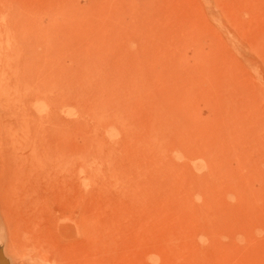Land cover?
<instances>
[{"label": "rangeland", "instance_id": "374dc122", "mask_svg": "<svg viewBox=\"0 0 264 264\" xmlns=\"http://www.w3.org/2000/svg\"><path fill=\"white\" fill-rule=\"evenodd\" d=\"M0 189L8 264H264V0H0Z\"/></svg>", "mask_w": 264, "mask_h": 264}, {"label": "bare ground", "instance_id": "6f19581e", "mask_svg": "<svg viewBox=\"0 0 264 264\" xmlns=\"http://www.w3.org/2000/svg\"><path fill=\"white\" fill-rule=\"evenodd\" d=\"M150 144H151V143H150ZM150 144H149V145H150ZM151 145H152V144H151ZM156 145H157V144H156ZM160 146H161V145H160ZM150 148H151V147H150ZM150 150H151V149H150ZM155 151H156V150H155ZM158 160H159V159H158ZM175 173H176V172H175ZM171 175H172V174H171ZM198 177H199V176H198ZM199 181H200V180H199ZM199 181H198V182H199ZM229 185H230V183H229ZM190 186H191V185H190ZM81 189H82V188H81ZM0 190H1V189H0ZM182 190H184V188H183ZM77 191H79V190H77ZM196 192H197V191H196ZM233 192H234V191H233ZM233 192H232V193H233ZM182 193H184V192H182ZM199 193H200V192H199ZM200 194H201V193H200ZM188 196H189V195H188ZM79 197L81 198V196H79ZM79 197H77L76 200H75V198H74V200H73L74 203H73V204H75V203L77 204L76 201H77V199H78ZM225 197H226V196H225ZM6 199H7V198H6ZM59 199H60V198H59ZM82 199H83V198H82ZM182 199H186V198H182ZM182 199H181V200H182ZM187 199H188V198H187ZM198 199H199V198H198ZM9 200H10V199H9ZM9 200H8V201H9ZM19 200H20V199H19ZM65 200H66V199H65ZM80 200H81V199H80ZM181 200L179 199L178 201H181ZM14 201H15V200H14ZM71 201H72V199H71ZM6 202H7V200H6ZM9 202H10V201H9ZM9 202H7V203H9ZM59 202H61V201H59ZM63 202H64V201H63ZM68 202H69V201H68ZM68 202H67V203H68ZM78 202H82V201H78ZM41 203H42V202H41ZM64 203H65V202H64ZM64 203H63L61 206H63V205H67L66 203H65V204H64ZM183 203H184V202H183ZM4 204H5V203H4ZM16 204H17V203H16ZM196 204H197V203H196ZM6 205H7V204H6ZM38 205H39V204H38ZM69 205H70V203H69ZM7 206H8V205H7ZM32 206H33V205H32ZM181 206H182V205H181ZM193 206L195 207V205H193ZM193 206H192V207H193ZM198 206H199V205H198ZM5 207H6V206H5ZM15 207H16V206H15ZM33 207H34V206H33ZM43 207H44V206H43ZM45 207H46V206H45ZM63 207H64V206H63ZM65 207H66V206H65ZM69 207H70V206H69ZM74 207H75V205H74ZM77 207H78V206H77ZM34 208H35V207H34ZM34 208H33V209H34ZM70 208H71V207H70ZM198 208H199V207H198ZM18 209H19V207H18ZM195 209H196V208H195ZM199 209H201V208H199ZM199 209H196V210H199ZM0 210H2V209H0ZM19 210H20V209H19ZM19 210H18V211H19ZM43 210H44V209H43ZM179 210H180V208H179ZM189 210H190V209H189ZM7 211H9V209H8ZM18 211H16V212H18ZM21 211H22V210H21ZM82 211H83V210H82ZM177 211H178V210H177ZM186 211H187V208H186ZM2 212H3V211H2ZM32 213H33V212H32ZM37 213H38V212H37ZM71 213H72V211H71ZM87 213H88V212H87ZM89 213H90V212H89ZM91 213H92V212H91ZM198 213H200V212H198ZM5 214H6V213H5ZM75 214H76V213H75ZM194 214H195V213H194ZM1 215H2V213H1ZM12 215H13V214H12ZM28 215H29V214H28ZM38 215H39V214H38ZM45 215H46V213H45ZM83 215H84V213L81 214L82 217H83ZM88 215H89V214H88ZM188 215H189V214H188ZM55 216H56V215H55ZM92 216H93V215H92ZM189 216H190V215H189ZM31 217H32V216H31ZM38 217H39V216H38ZM90 217H91V216H90ZM191 217H192V216H191ZM5 218H6V217H5ZM40 218H41V217H40ZM84 218H85V215H84ZM195 218H196V217H195ZM7 219H8V218H6V220H7ZM33 219H34V218L29 219L28 221L30 222V221L33 220ZM38 219H39V218H38ZM76 219H77V218H76ZM80 219H82V221H85V222H86V220H83V218H80ZM85 219H86V218H85ZM87 219H90V218H87ZM93 219H94V218H93ZM3 220H4V219H3ZM90 220H92V219H90ZM195 220H196V219H195ZM7 221H9V220H7ZM93 221H94V220H93ZM2 222H4V221H2ZM24 222H25V221H24ZM26 222H27V221H26ZM39 222H40V221H39ZM78 222H79V219H78ZM88 222L90 223L89 220H88ZM200 222H201V220H200ZM32 223H33V224H38V223H35V220H34V222H32ZM65 223H66V224H65ZM65 223L62 224V225L60 226V231H61V233H63L64 235L69 234V233H72V226H71L69 223H67V222H65ZM79 223H80V222H79ZM22 224H23V223H22ZM25 224H26V223H25ZM43 224H44V223H43ZM83 224H84V223H83ZM93 224H94V223H93ZM95 224H96V223H95ZM85 225H87V224H85ZM202 225H203V224H202ZM16 226H17V225H16ZM34 226H36V225H34ZM89 226H90V224H89ZM91 226H92V225H91ZM93 226H94V225H93ZM95 226H96V225H95ZM162 226H163V225H162ZM21 227H22V226H21ZM84 227H86V228H85V230H86V229H87V226H84ZM84 227H83V228H84ZM157 227H158V226H157ZM157 227H156V228H157ZM163 227H164V226H163ZM24 228H26V232H27L28 229H29V227H28V229H27V226L24 227ZM30 228H32V226H31ZM34 228H35V227H34ZM38 228H39V227H38ZM44 228H45V227H44ZM47 228H48V227H47ZM47 228H45V229H47ZM90 228H91V227H90ZM93 228H94V227H93ZM98 228H99V227H98ZM98 228H97V229H98ZM16 229H17V228H16ZM18 229H19V228H18ZM41 229H42V228H41ZM91 229H92V228H91ZM11 230H12V229H11ZM22 230H23V229H22ZM29 230H30V229H29ZM32 230H34V229H32ZM76 230H77V229H76ZM81 230H82V229H81ZM161 230H162V228H161ZM175 230H176V229H175ZM177 230H179V229H177ZM19 231H21V229H20ZM56 231H57V230H56ZM89 231H90V230H89ZM98 231H99V230H98ZM162 231H163V230H162ZM172 231H173V230H172ZM16 232H18V231H16ZM22 232H23V231H22ZM26 232H25V233H26ZM28 232H29V231H28ZM28 232L26 233V236H28L27 234L30 233V232H29V233H28ZM33 232H34V231H32V233H30L31 235H29V236L32 237ZM37 232H38V234H40L38 230H37ZM76 232H77V231H76ZM81 232H82V231H81ZM84 232H85V231H84ZM86 232H87V231H86ZM23 233H24V232H23ZM23 233H22V235H23ZM35 233H36V232H35ZM44 233H45V232H44ZM96 233H97V231H96ZM172 233H173V232H172ZM175 233H176V232H175ZM179 233H180V232H179ZM11 234H12V233H11ZM56 234H58V233H56ZM56 234H55V235H56ZM82 234H84V233H82ZM82 234H81V236H82ZM85 234H87V233H85ZM88 234H89V233H88ZM13 235H15V234H13ZM13 235H12V236H13ZM58 235H59V234H58ZM16 236H17V234H16ZM16 236H15V237H16ZM29 236H28V237H29ZM81 236H80V239H81ZM86 236H87V235H86ZM86 236H85V237H86ZM13 237H14V236H13ZM13 237H12V238H13ZM43 237H44V236H43ZM45 237H46V236H45ZM45 237H44V238H45ZM54 237H55V236H54ZM92 237H93V236H92ZM207 237H208V235H207ZM7 238H8V237H7ZM9 238H11V237L9 236ZM16 238H17V237H16ZM19 238H20V237H19ZM24 238H25V235H24ZM24 238H23V239H24ZM26 238H27V237H26ZM32 238H33V237H32ZM34 238H35V237H34ZM39 238L42 239L41 237H39ZM51 238H52V236H51L50 238H47V241H49V239H51ZM55 238H56V237H55ZM59 238H60V237H59ZM59 238L57 237L56 240H58ZM82 238H84V236H82ZM88 238H89V237H88ZM94 238H95V237H94ZM94 238H93V239H94ZM97 238H98V237H97ZM181 238H182V237H181ZM85 239H86V238H85ZM93 239H92V241H93ZM167 239H168V238H167ZM13 240H14V239H13ZM15 240L17 241L18 238L15 239ZM26 240H27V239H26ZM28 240H29V239H28ZM31 240H32V239L30 238V241H31ZM33 240H34V239H33ZM38 240H39V239H38ZM63 240H64V239H63ZM83 240H84V239H83ZM7 241H8V239H7ZM10 241H11V239H10ZM10 241H9V242H10ZM30 241H27V242H30ZM85 241L88 242L87 239H86ZM97 241H98V240H97ZM13 242H14V241H13ZM24 242H26V241H24ZM27 242H26V243H27ZM33 242L35 243V241H33ZM50 242H51V241H50ZM53 242H54V241H53ZM95 242H96V241H95ZM14 243H15V242H14ZM17 243L19 244L20 242L18 241ZM17 243H16L15 245H17ZM31 243H32V242H31ZM34 243H33V244H34ZM36 243H37V242H36ZM43 243H44V242H43ZM47 243H49V242H47ZM47 243H45V245H46ZM97 243H98V242H97ZM166 243H167V242H166ZM175 243H176V242H175ZM9 244H11V243H9ZM12 244H13V243H12ZM20 244H21V243H20ZM20 244H19V245H20ZM40 244H41V243H40ZM52 244H53V243H52ZM89 244H90V243H89ZM93 244H95V243H93ZM182 244H183V243H182ZM87 245H88V244H87ZM95 245H96V244H95ZM169 245H170V244H169ZM27 246H28V245H27ZM34 246H36V245H34ZM43 246H44V245H43ZM48 246H49V245H48ZM161 246H162V245H161ZM167 246H168V245H167ZM176 246H177V245H176ZM11 247H13V246L11 245ZM36 247H37V246H36ZM39 247H40V246H39ZM50 247H51V245H50ZM52 247H53V246H52ZM96 247H97V246H96ZM162 247H163V246H162ZM6 248H7V247H6ZM30 248H31V247H30ZM33 248H34V247H33ZM46 248H47V246H46ZM46 248H45V249H46ZM92 248H93V247H92ZM159 248H160V247H159ZM159 248H158V249H159ZM10 249H11V248H10ZM37 249H39V248H37ZM42 249H43V248H42ZM42 249H39V250H40L39 252H42V251L44 250V249H43V250H42ZM48 249H49V248H48ZM48 249H46V250H48ZM51 249H52V248H51ZM80 249H81V248H80ZM168 249H169V248H168ZM31 250H32V249H31ZM83 250H84V248H83ZM93 250H95V248H94ZM191 250H192V249H191ZM159 251H160V250H159ZM181 251H182V250H181ZM166 252H167V251H166ZM170 252H171V251H170ZM190 252H191V251H190ZM43 253H47V252L44 251ZM78 253H79V252H78ZM88 253H89V252H88ZM159 253H160V252H159ZM163 253H164V252H163ZM177 253H178V252H177ZM81 254H82V253H81ZM160 254H161V253H160ZM190 254H191V253H190ZM44 255H45V254H44ZM71 255H72V254H71ZM169 255H170V254H169ZM198 255H199V254H198ZM38 256H39V255H38ZM46 256H47V254H46ZM78 256H79V254H77V257H78ZM166 256H167V254L165 255V257H166ZM173 256H174V254L172 255V257H173ZM178 256H179V255H178ZM186 256H187V255H186ZM200 256H201V255H200ZM6 257H7V259H8V256H5V258H6ZM41 257H42V256H41ZM70 257H71V256H70ZM91 257H92V256H91ZM165 257H163V258H165ZM197 257H198V256H197ZM38 258H39V257H38ZM67 258L69 259L68 256H67ZM67 258H65V259H67ZM71 258H72V257H71ZM95 258H96V257H95ZM95 258H94V259H95ZM167 258H168V257H166V259H167ZM175 258H177V257L175 256ZM68 259H67V260H68ZM76 259H77V258H76V256H75V259H74V260H76ZM166 259H163V260L166 261ZM169 259H170V258H169ZM173 259H174V257H173ZM173 259H172L171 261L174 262L175 259H174V260H173ZM180 259H181V258H180ZM197 259H199V258H197ZM69 260H70V259H69ZM74 260H73V261H74ZM178 260H179V259H178ZM73 261L71 260L70 262H73ZM76 261H78V260H76ZM76 261H75V262H76ZM88 261H89V260H88ZM167 261H168V259H167ZM167 261H166V262H167ZM180 261H181V260H180ZM194 261H195V260H194ZM194 261H193V262H194ZM7 262H8V261H7ZM46 262H47V261H46ZM64 262H65V260H64ZM66 262H68V261H66ZM79 262H80V260H79ZM82 262H83V259H82ZM162 262H163V261H162ZM169 262H170V260H169ZM173 262H172V264H173ZM181 262H182V261H181ZM44 263H45V262H44ZM54 263H55V262H54ZM163 263H164V262H163ZM167 263H168V262H167ZM177 263H179V262H177ZM185 263H186V262H185ZM42 264H43V263H42ZM59 264H60V263H59ZM64 264H65V263H64ZM67 264H68V263H67ZM71 264H72V263H71ZM76 264H77V263H76ZM89 264H90V263H89ZM91 264H92V263H91ZM169 264H170V263H169ZM180 264H181V263H180Z\"/></svg>", "mask_w": 264, "mask_h": 264}, {"label": "water", "instance_id": "95a60500", "mask_svg": "<svg viewBox=\"0 0 264 264\" xmlns=\"http://www.w3.org/2000/svg\"><path fill=\"white\" fill-rule=\"evenodd\" d=\"M0 264H8L7 260L1 253H0Z\"/></svg>", "mask_w": 264, "mask_h": 264}]
</instances>
